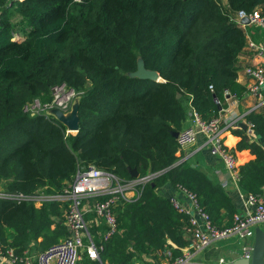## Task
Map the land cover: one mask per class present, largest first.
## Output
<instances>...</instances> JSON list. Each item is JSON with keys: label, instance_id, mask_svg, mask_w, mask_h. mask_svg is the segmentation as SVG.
Masks as SVG:
<instances>
[{"label": "trees", "instance_id": "1", "mask_svg": "<svg viewBox=\"0 0 264 264\" xmlns=\"http://www.w3.org/2000/svg\"><path fill=\"white\" fill-rule=\"evenodd\" d=\"M254 10L264 18V0H0L2 193L56 196L89 165L123 182L133 180L129 169L154 175L116 210L117 231L93 264H133L168 241L187 244V217L158 192L166 184L193 193L216 228L230 226V197L177 156L171 132L182 130L189 110L207 121L226 108L225 93L236 100L245 94L236 63L246 37L235 16ZM139 64L161 81L133 77ZM61 84L81 93L74 135L51 115L25 111L35 101L49 103ZM246 120L264 146V110ZM235 134L236 150L254 157L239 167L237 186L262 195L264 148ZM64 208L0 198V253L43 250L64 238Z\"/></svg>", "mask_w": 264, "mask_h": 264}, {"label": "built area", "instance_id": "2", "mask_svg": "<svg viewBox=\"0 0 264 264\" xmlns=\"http://www.w3.org/2000/svg\"><path fill=\"white\" fill-rule=\"evenodd\" d=\"M80 2V0H73ZM247 17L249 25H255L264 31V18L257 10L250 14L238 12L235 21L243 29L247 25L241 24V20ZM245 47L254 53L258 63L253 67L245 69V75L252 81L247 86L248 95L262 101L261 92L264 89V43H245ZM81 93L75 92L65 84L55 86L51 89L52 99L47 104L33 102L30 109L51 115V111L57 109L63 115L70 113L72 105L78 100ZM227 95V99L234 96ZM218 104L217 100H214ZM32 105V106H31ZM27 106V107H29ZM25 108V111L27 109ZM210 120H202L194 114L193 127L183 128L178 132L175 139L177 151L192 147L197 143L198 137L203 138L202 146L207 148L209 154L219 159L229 176L232 184L237 186L239 179V167L235 153L225 143V132L236 126L235 123L228 126L222 125L221 113ZM38 113V114H39ZM54 117V116H53ZM55 118V117H54ZM247 128H252L248 123ZM252 130V129H251ZM69 134L68 131H66ZM177 152V153H178ZM154 175L133 178L123 182L113 173L100 170L92 165L79 170L71 181L67 182L61 194L46 196L47 201H57L65 205L63 210V221L67 235L58 242L47 248L32 254L30 249L17 255L12 249L4 254L0 253V264H82L83 258L91 261H99V253L103 250V242L107 241L117 231L116 210L119 206L132 202L140 196V188L149 183ZM221 186H226L222 184ZM175 196H169L170 205L187 217L183 228L187 244L179 248V255H173V248L160 251L163 262L160 264H193V260L211 245L220 241L237 239L243 242L242 254L238 258L250 260L255 228L264 224V195L243 194L244 210L234 213L231 224L223 229L216 228L210 216L198 203L196 196L181 186L174 187ZM0 198H8L19 201H34V196H23L22 194L2 193ZM181 196L180 198L177 196ZM35 202V201H34ZM37 203V202H36ZM35 203V206L38 205ZM41 206L42 203H39ZM100 220L103 221L105 229L101 232L99 243L95 242L96 232L93 228H100ZM171 246L172 244L169 243ZM175 248V247H174ZM176 249V248H175ZM217 264H228L225 259L220 258Z\"/></svg>", "mask_w": 264, "mask_h": 264}, {"label": "crops", "instance_id": "3", "mask_svg": "<svg viewBox=\"0 0 264 264\" xmlns=\"http://www.w3.org/2000/svg\"><path fill=\"white\" fill-rule=\"evenodd\" d=\"M221 4L225 5L226 0H221ZM246 42L253 43H264V31L255 25H247L244 27ZM258 63V59L254 56V53L244 47L242 52L239 54L237 58V83L241 86L247 88V86L252 84V81L246 77L245 69L247 67H253ZM262 101L257 100L256 98L245 94L241 97L240 100H236L235 102L232 99L226 101V108L221 113V122L225 127L229 124L235 123L236 126L227 130L224 134L225 143L227 146L235 153V157L237 159L238 167L244 165L245 163L252 160L254 157L250 154L248 150L237 151L236 145L241 140L240 134H235L237 131H241V134L247 135L249 142H256L262 145L256 134L250 128H247L246 131H243L239 125L246 124L248 126L246 116L248 113L252 111L262 112L264 110V89L261 92ZM195 112L193 110H189L187 112V117L184 122L183 128L193 127ZM182 128V129H183ZM67 131V130H66ZM69 134L74 135V132H69ZM203 138L201 136L198 137L197 143L192 147L185 148L184 150L177 153V156H183L182 160H188L191 165L198 168L202 171L210 180L217 182L220 186L222 184H226V186H221L226 194L230 197L231 202L236 210V213L242 212L244 210V198L242 192L239 190L238 186L232 184L229 180V176L225 171V168L222 162L209 154L207 148L202 146ZM263 146V145H262ZM264 148V146H263ZM158 192L165 198L169 196H175V190L170 184H166L162 186ZM262 194L264 195V187L262 189ZM179 198L181 196L177 195ZM36 207H39L36 205ZM100 228H93L92 230L96 232L95 242L99 243L101 232L105 229L103 221L100 220ZM40 241V239H39ZM232 239L220 241L211 245L208 249L204 250L197 257L194 258L193 264H217L220 258L225 259L226 263L237 259L240 255L236 253L230 252ZM171 243L172 246L169 244ZM234 243V242H233ZM169 248H173V250L179 249L175 244L168 241L167 242ZM175 247V248H174ZM223 251H228V256L223 255ZM215 252H219L216 256H213ZM87 258H83L82 264H85ZM89 263L99 262V261H91L88 260ZM163 262V258L161 257L160 251L153 252L150 255H142L141 261H135L133 264H160ZM107 264V263H105Z\"/></svg>", "mask_w": 264, "mask_h": 264}, {"label": "water", "instance_id": "4", "mask_svg": "<svg viewBox=\"0 0 264 264\" xmlns=\"http://www.w3.org/2000/svg\"><path fill=\"white\" fill-rule=\"evenodd\" d=\"M241 24L248 25L249 19L247 17L241 20ZM133 77L141 78V79H149L155 82H159V74L153 71H148L143 68L142 64L138 65L137 71L132 74ZM180 95H177L179 98ZM218 111H221V107H217ZM78 102H75L72 106V109L69 114L63 115L61 111L54 109L51 111V114L55 117V119L61 123L68 132L77 133L79 128V119H78ZM239 127L243 130H247L246 124H240ZM171 135L174 139H176L178 132H171ZM194 167V165H191ZM129 173L131 177L134 179L138 177L136 170L129 169ZM153 186L154 184L151 183ZM228 264H264V230L260 227L255 228L254 239H253V249L250 260L245 258H237L232 261H229Z\"/></svg>", "mask_w": 264, "mask_h": 264}, {"label": "rangeland", "instance_id": "5", "mask_svg": "<svg viewBox=\"0 0 264 264\" xmlns=\"http://www.w3.org/2000/svg\"><path fill=\"white\" fill-rule=\"evenodd\" d=\"M97 6L98 5H95V8H97ZM61 56L59 55L58 56V58H60ZM158 81H161V79L159 78V80ZM36 102H38V101H36ZM75 102H77V101H75ZM34 104V103H33ZM32 104V105H33ZM31 105V106H32ZM73 106V105H72ZM26 111H28V113L30 114V115H35V114H38L39 113V111L37 110V111H33V110H31L30 109V106L29 107H27V109H26ZM0 196H3L2 195V191L0 190ZM34 201H35V203L36 204H38V205H40L39 203H43V202H45V201H47V199L48 198H46V195H45V193L42 191V190H38L37 192H36V194L34 195V198H32ZM260 228H262L263 230H264V224H260ZM6 233H8V231H6ZM232 241L234 242H231V246H230V252L231 253H236V254H239V255H241L242 254V245H243V242H239L237 239H235V238H233L232 239ZM30 251H31V253L32 254H36L37 252H39V251H41V250H39L38 248H33V249H30ZM219 252H215L214 253V255L213 256H216L217 254H218ZM228 251H223V255H226V256H228Z\"/></svg>", "mask_w": 264, "mask_h": 264}]
</instances>
